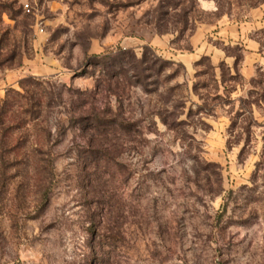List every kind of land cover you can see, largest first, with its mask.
Returning a JSON list of instances; mask_svg holds the SVG:
<instances>
[{"label":"rangeland","instance_id":"374dc122","mask_svg":"<svg viewBox=\"0 0 264 264\" xmlns=\"http://www.w3.org/2000/svg\"><path fill=\"white\" fill-rule=\"evenodd\" d=\"M262 3L0 0V264H264Z\"/></svg>","mask_w":264,"mask_h":264},{"label":"trees","instance_id":"16d2710c","mask_svg":"<svg viewBox=\"0 0 264 264\" xmlns=\"http://www.w3.org/2000/svg\"><path fill=\"white\" fill-rule=\"evenodd\" d=\"M262 4H263V3H262ZM251 7L256 8L257 6H256V4H252ZM119 53L124 54V53L122 52V50H120ZM111 57H113L111 54H106V55H103V56H93L92 58H90V59L88 60V63H87V64L90 65V64H93L94 62H97V61H99V60H106V59H109V58H111Z\"/></svg>","mask_w":264,"mask_h":264},{"label":"built area","instance_id":"2783aa9c","mask_svg":"<svg viewBox=\"0 0 264 264\" xmlns=\"http://www.w3.org/2000/svg\"><path fill=\"white\" fill-rule=\"evenodd\" d=\"M24 10H25L26 12H29V11H30V7H29L28 4H25V6H24Z\"/></svg>","mask_w":264,"mask_h":264},{"label":"crops","instance_id":"0c3cea01","mask_svg":"<svg viewBox=\"0 0 264 264\" xmlns=\"http://www.w3.org/2000/svg\"><path fill=\"white\" fill-rule=\"evenodd\" d=\"M262 6H264V4Z\"/></svg>","mask_w":264,"mask_h":264}]
</instances>
